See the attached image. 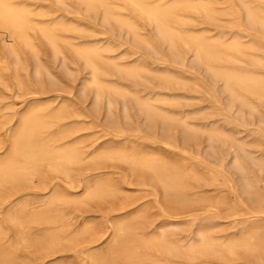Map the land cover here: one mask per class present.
I'll list each match as a JSON object with an SVG mask.
<instances>
[{
    "label": "rangeland",
    "instance_id": "obj_1",
    "mask_svg": "<svg viewBox=\"0 0 264 264\" xmlns=\"http://www.w3.org/2000/svg\"><path fill=\"white\" fill-rule=\"evenodd\" d=\"M16 1H21L33 9L30 15L33 21L49 23L61 20V23L77 27H59L55 30L60 50L57 54L35 25L29 27V36L37 48V59H34L26 47L16 42L21 57L17 69H14L13 57L3 46L5 36L0 31V140L3 141L0 157L9 151L11 137L21 121L38 114L46 119L47 132L55 133L61 130L62 140L77 142L85 159L70 164V178L44 170L34 176L32 182L20 180L22 183L7 181L3 184L2 190L0 189V260L7 258L8 262L0 264H135L132 263L133 254L126 250L127 241L124 243L120 236L113 233L112 227L118 222L133 225L137 230H145V233H156L159 228L167 227L171 229V237L181 238L182 243L193 236L194 231L201 226L213 228L211 234L219 242L229 237H239L245 231L244 227H258L264 232V227H261L264 226V210L257 211L259 206L264 208V202L255 204L241 193L236 183L237 174L229 165L232 157L231 147L217 144L216 152L212 153L206 145L204 135L202 138L201 134L197 136L196 144L194 140L186 143L177 129L166 134L159 124L148 127L139 112L132 108V104H129L131 119H124L119 96L111 88L108 89L106 84L134 92L140 98H151L155 106L176 117L185 118L195 127L225 128L224 130L235 134L238 140L245 142L248 151L260 158L264 157V117L260 118L256 112L248 113L245 108L236 104L229 106L227 98L222 94L220 81L215 82L202 65L190 60L192 56L189 48L188 51L187 47H182L179 59L171 58L172 54L166 49L165 43L156 36L152 25L121 0H112L110 5H114L117 12L131 16L140 27L141 33L155 44L159 53H153L143 45L138 46L125 28L116 25L114 20L101 19L100 7L87 13L79 0H63L65 4L56 0ZM216 2L218 4L215 3L214 7H217V14L212 20L199 11L188 10L184 12L193 20L190 19L188 23L177 21L175 25L185 30L205 32L208 37L222 36L229 39L238 33L244 42L260 40L259 43L264 44V32L246 25L241 10H238V13L225 14L223 8L227 11L230 2ZM250 3L254 4L255 0H250ZM87 45H98L100 49L106 47V50H100L101 56L96 58L104 70L100 79L105 84L98 103H95V86L90 83V70L77 51ZM110 60L125 65L141 64L143 61L142 65L151 68L153 72L167 71L177 74L183 83L173 81V84L170 81L167 85L160 80L158 83L152 73H145L146 77L141 79L120 75L113 70L110 62H107ZM222 65L238 69L248 67L244 60L238 62V59L222 61ZM36 66L39 67L38 73L34 71ZM255 69L264 73V66ZM195 83L196 87L193 86ZM156 95L157 98H172V104L170 101L154 100ZM107 97L112 101L111 111L106 106ZM250 99L256 104L261 116H264V102L255 97ZM58 110H62V115L53 116ZM103 149H123L163 156L183 168H193L206 180L204 182L186 176L185 180L190 186L186 192L190 199L177 202L171 199V196L165 195L161 185L152 179L149 173H131L129 165L122 161L90 157L95 151ZM222 163L225 164L223 168ZM248 168L251 170V176L257 180L259 192L264 196V172H257L251 165H248ZM210 169L216 171L217 182L208 181ZM225 177L229 180L225 181ZM98 182L113 184L116 191L109 195V198L103 196L92 198V201L89 199L87 204L59 203L57 208L48 206L47 202L52 194L66 192L69 196H80ZM193 196H202L204 200L191 201ZM217 198L221 201L216 203ZM48 215L55 216L57 222H44L45 216ZM193 216L196 219L190 220ZM32 217L38 218V221H33ZM18 220H22L20 226ZM171 220L175 223L170 222ZM57 223L61 227L60 232L65 234H70L88 223L94 227L93 235H85L73 245L63 242L51 248L52 250L49 249V252L37 253L35 248L39 239L42 241L54 229L59 230ZM67 225L69 226L66 227ZM24 234L28 238L27 242L21 241L20 236ZM34 237L35 241H32ZM9 246H12V249ZM9 248L11 250L8 251ZM258 251L243 254L239 250L232 256L199 255L191 260L186 257L179 260L183 263L199 264H264V252ZM136 253L146 262L144 257L140 256L142 252ZM150 264L156 263L151 261Z\"/></svg>",
    "mask_w": 264,
    "mask_h": 264
},
{
    "label": "bare ground",
    "instance_id": "obj_2",
    "mask_svg": "<svg viewBox=\"0 0 264 264\" xmlns=\"http://www.w3.org/2000/svg\"><path fill=\"white\" fill-rule=\"evenodd\" d=\"M56 1L62 2L63 0H56ZM79 1L83 4L82 8L83 10L84 9L87 10V13L88 11L93 12L95 8L100 7L102 13V16L100 15L102 17L101 19H103L104 21H108L109 19L114 20L115 21L114 23L116 25L125 28L126 32L131 35L132 39H134V41L138 43V46L140 44L146 47L147 49H149L150 51H152L153 53L156 54L159 53L155 44L149 38L145 37L141 33L140 27L131 16L117 12L116 9L114 8L115 6L113 5L114 6L113 7L112 4L110 5L112 0H79ZM121 1L126 5H128L139 16L143 17L148 23L152 25L153 27L152 29H154L156 36L163 43H165V46L167 47L166 49H168L172 54L173 57L171 56V58L179 59L181 56L182 47L184 48L187 47L188 51L190 49L192 56L190 60L202 65L204 70L211 76V78L215 80V82L216 80L220 81L222 94H224L225 97L227 98V104L229 106L236 104L238 107L245 108L248 111V113L256 112L260 118L264 117L261 116V113L259 112L256 104L250 99V97H255L261 100L262 102H264V73L255 69L256 67L264 66V44L259 43L260 40L259 42H256V40L255 41L251 40L250 42H244L240 38L238 33L233 34L231 37H229V39H225L222 36L208 37L205 35L206 34L205 32L193 31L187 29L185 30L184 28H180V26L178 27L175 25V22L177 21L180 23L191 21L190 19L192 18L186 15L184 12L188 10L197 11V12L199 11L207 18L212 20L213 18H215L217 14V10H216L217 7L215 8L214 4L217 3L218 1L217 2L216 0H121ZM224 1L230 2L227 11L226 8L225 10L223 8L225 14L226 12H228V14L229 13L234 14V13H238V10H241L243 14V18L247 23L246 25H248L250 28H256L257 30L264 32V0H255L254 4H251L250 0H224ZM32 13H33V9L21 1L0 0V31L4 33L5 36L3 37V46L5 47L7 53L13 57L14 69H17L19 64L21 63L20 53L17 48V45L15 44L16 42H19L24 47H26L32 53L34 59H37V48L34 42L32 41L31 37L29 36L28 33L29 27L35 25L38 28V31H40V33L48 41L47 43L50 44L53 52L57 54L60 52V50L57 44V36L55 30L59 27H70L69 29H71V27H74L75 29L76 26L75 24H74L75 26H73V24L66 25L65 23H61V20L60 21L54 20L55 22H49V23H40L37 21H33L30 17ZM105 48L106 47L100 49L98 45L97 46L87 45L77 49L79 55L82 56L81 59L83 58L85 65L90 70V83L95 86V90H94V97L96 101L95 103H98V101L100 100L102 96V88L105 85L100 79V75L101 73L104 72V70L100 67L96 58L101 56L99 52L100 50L103 51V49L106 50ZM228 59L230 60L238 59V62L244 60L248 64V67L238 69V68L222 65V61H226ZM0 61H2V59H0ZM107 62H110L111 66H113V70L115 69L114 71H116L120 75L122 74L130 77H139L141 79L146 77L145 73H149V74L152 73L154 77L158 79V83H160L159 80L162 82H166V84L167 83L170 84V81H172V83L173 81L174 83H180V82L183 83V80H181L177 74L175 75L174 73L172 74L171 72L168 73L167 71L153 72V70L152 71L150 70L151 68L148 69L146 65L145 66L142 65L143 61L141 64L132 63L128 65L118 63L114 60H110ZM34 71L38 73L39 67L36 66L34 68ZM180 85L182 86L183 84ZM181 86L180 88H182ZM193 86L196 87L197 86L196 83L193 84ZM106 87L108 89L111 88L119 96L122 104L121 106H122V113L124 119H128V120L131 119L132 116H131V109L129 107V104H132V106H134L132 108H135L139 112V114L142 116L144 122L147 124L148 127L153 126L155 124H159L160 129L163 130L164 133L166 134L170 133V131H174V129H177L178 132L180 133V137H182L181 139L183 140V142L186 143L194 140L193 142L196 144L195 139L197 138V136L201 134L200 138H202V135H204L205 136L204 138L206 139L205 141L206 145L209 147L212 153L216 152L218 146L217 144L228 145L229 147H231L232 157L229 161V165L231 170L237 174L236 183L238 188L240 189L244 197L250 202H253L255 204L256 203L260 204L261 202H264V196L261 195L257 187V183H256L257 180L251 176L250 174L251 170H249L248 168V165H251L253 168L257 170V172H264V157L260 158L259 156H254L250 151L246 149L245 145L247 144L241 140H238L235 137V134L233 135L231 132L224 130L225 128L222 129V127L220 128L195 127L192 124H190L185 118L176 117L172 113L166 110H162L158 106H155L154 104H152L151 98H140L136 93L129 92L118 86H110L106 84ZM157 97L158 96L156 95L154 100L170 101V103L172 104L171 102L172 98L168 99L169 97L168 98H157ZM174 100L177 101V99ZM106 106L108 110L111 111L112 101L109 97L106 98ZM61 112L62 110H58L53 116L60 117L62 115ZM261 120L262 119H260V121ZM46 128H47L46 119L38 114H33L31 117L24 118L21 121L16 131L11 137L12 140L9 151L3 157H0V189L1 187L3 188V184L4 183L6 184L7 181L20 182V180L23 181L27 180L30 182L34 176H37V174H39L41 171L44 170L50 172L52 171L60 175L63 174L66 177L68 176L69 170L72 166L70 164L84 161L85 158L82 155V152L79 146L77 145V142L74 143V142L64 141L62 140L63 132L61 130L55 133H50L46 131ZM252 145L254 144L252 143ZM2 147H3V141L0 140V148ZM90 157L98 158V159L99 158H108L110 160L114 159V160H118V162L122 161L124 162V164L129 165L131 173H136L138 171L149 173L151 177H153L152 179H155L161 185L165 195L171 196V199L177 202H182L190 199L186 192L187 188L190 187L187 181L185 180L186 176H191L192 178H195L197 180H204V182L206 180V178L203 175L196 173L193 170V168L189 166L183 168L177 162L166 159L163 156H157L151 153L149 154L135 153L132 151H125L123 149H103V150L95 151V153H93ZM224 166L225 164L222 163L221 167L223 168ZM42 174L44 173L42 172ZM210 174L211 175L208 181L217 182L218 179H217L216 171L215 170L211 171L210 169ZM38 179H39V175H38ZM224 180L228 181L229 178L225 177ZM115 191H116L115 185L107 184L105 182L104 183L98 182L93 187L87 188L83 192V194H80V196H69L65 194L66 192L64 194H52L51 196L49 195L50 197L47 203L49 204L48 206H52L53 208H57L56 205H58L59 203H77L79 205L85 203L87 204V201L89 199H91L92 201V198H101L103 196L108 197L109 195L114 194ZM202 200H204V197L202 196H193L191 198V201H202ZM220 201L221 200H218V198L217 200H215L216 203ZM236 210L237 209H235V211ZM261 210H264V208H262V206H259L257 208V211H261ZM34 212L36 214V210ZM34 212H32V214H34ZM14 219L16 223V218L14 217ZM195 219L196 217L193 216L190 220H195ZM32 220L38 221V218L33 219L32 217ZM60 221L63 222L62 220ZM44 222H47L49 224H54L57 221L55 216L48 215L45 216ZM170 222L175 223L173 220H171ZM18 224L20 226L22 224V220H18ZM66 224L67 222L65 223V225ZM69 225H67L66 227H68ZM58 226H59V230L54 229L53 231L48 233L42 241L41 239H39L40 241L38 242L37 247L35 248L37 253L49 252L48 251L49 249L56 247L57 245L63 242L73 245L83 236L93 235V231H94L93 230L94 227H92V225L88 223H85L80 228L78 227V230L75 231L72 230L74 232L70 234H65L63 233L62 230L61 233L60 232L61 227L59 224ZM52 227L54 228V226ZM112 228L114 235L120 236L123 242L127 241L126 250L127 252L133 254L132 263L135 264H150L151 261L156 264H199V263H185V262L183 263L182 260L181 261L179 260V258L186 257L187 259L191 260L199 255L223 256L226 254H231L232 256L233 254H236V252L239 250L242 251L241 253L243 252L253 253L258 250L260 252H264V235H262V233L264 232H261L260 228L258 227H251V228L246 227V229L244 227L245 231L242 229L244 232L240 234L239 237H235V238L229 237L227 240L219 242V240H217L216 237H214L213 234H211V232H213L212 230L213 228L211 229L210 227L201 226L198 227L196 231H194L195 232L194 235L189 237L185 243H182L181 238L179 239L172 238L171 229L169 230L167 227L159 228V231L156 233H145L144 232L145 230L143 232L141 231L142 229L137 230L133 225L130 226L125 222H118L115 225H113ZM20 237L22 242H27L28 238L25 236V234L24 236H20ZM32 241H35V237L34 240ZM28 244H30V242H28ZM12 246L9 247L11 248ZM111 247H113V244ZM10 248L8 249V251L12 249ZM13 250L15 249L13 248ZM16 250H18V247ZM136 252H142L140 256H143L147 263L143 262L142 258H140ZM6 256L8 257L9 255L7 254ZM110 258H112V256ZM4 262L5 263L8 262L7 258L6 260L4 259L0 260V263H4ZM209 263L207 262V264ZM203 264H206V262Z\"/></svg>",
    "mask_w": 264,
    "mask_h": 264
}]
</instances>
